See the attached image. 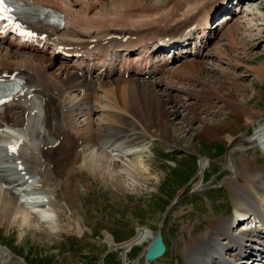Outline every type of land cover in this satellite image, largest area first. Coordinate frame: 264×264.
<instances>
[{"label": "bare ground", "instance_id": "obj_1", "mask_svg": "<svg viewBox=\"0 0 264 264\" xmlns=\"http://www.w3.org/2000/svg\"><path fill=\"white\" fill-rule=\"evenodd\" d=\"M22 1L50 9L59 15L60 22L49 25L36 20V26H40L45 35L35 36L30 41L0 34V72L19 70L25 87L0 106V138L20 134L26 142H33L26 145L30 151L28 156L35 151L40 160L47 161L57 178L52 191L58 187L61 193L67 192L64 185L69 175H75L84 167L90 174L108 175L115 183L129 179L135 182L137 177L146 181L149 173L144 160L145 149L134 146L135 138L155 136L187 147L191 135L205 134L219 138L222 145L231 148L232 132L239 123L249 124L262 114V108L252 104L251 98H244V84L239 82L241 74L237 73L241 61L218 46L206 48L214 31L209 24L213 12L225 8L232 13L238 2L232 10L229 9L231 0H170L160 9L158 3L145 0ZM261 8L254 11L256 16L248 28L250 34L239 35L242 43L253 40L252 31L260 32L264 24ZM240 19L227 26L226 31L227 40L235 45L239 40L235 34L244 26ZM158 37L175 41L147 53V47ZM205 59L219 62L213 66ZM228 64L232 65L233 72ZM251 71L263 84L264 62L253 66ZM149 74L151 76L147 77ZM36 108L41 110L39 124ZM263 131L264 128L257 131L250 140H255ZM92 143L96 144V153L100 156L91 150L84 152ZM18 156L23 158L20 152ZM125 156H129L128 159H124ZM205 162L199 161V173ZM240 163L233 179L225 181L233 192V212L224 219H209L204 231L202 226H195L198 232L195 230L194 236L185 240L179 254L182 261L176 258L177 263L192 264L200 255L209 254L211 260L224 258L226 264H239L241 257L246 256L244 259L248 260L252 256L250 249L242 248L246 244V231L237 234L232 227L235 222H255L250 198L258 199V205L264 208V194L256 183L264 178V167L251 160ZM37 168L44 173L41 167ZM22 169L29 173L28 177L33 172L28 165ZM2 175L0 179L7 184L13 180L21 184L26 180L17 172L8 176L0 169ZM199 186L196 184L195 188ZM29 192L33 199L27 206L31 208L33 201L34 206L41 209L34 211L36 218L29 219V209L18 201H9L6 194H0V218L7 216L6 220L11 221L13 217L11 223L18 228L27 224L37 228L38 219L41 224L45 221L43 217L50 218L49 208L51 211L52 208L44 193ZM74 219L78 230L81 226L85 229L79 216ZM261 226H264V218L253 223L249 230H260ZM152 234L150 228L138 227L131 239L118 246L130 247L149 241ZM106 237L108 245L117 246L110 234ZM214 240L228 256L217 251ZM4 257L0 249V261Z\"/></svg>", "mask_w": 264, "mask_h": 264}, {"label": "rangeland", "instance_id": "obj_2", "mask_svg": "<svg viewBox=\"0 0 264 264\" xmlns=\"http://www.w3.org/2000/svg\"><path fill=\"white\" fill-rule=\"evenodd\" d=\"M145 1L158 3L160 9L166 6L170 0ZM231 1L229 9L232 10L235 8V3L238 2L235 12L228 13L224 10L212 15L210 24L212 23L214 31L212 30L213 34L206 48L218 46L225 53L232 52L233 59L241 61V68L237 69V73L241 74L239 82L244 84V91L242 90L245 94L244 98H251L252 104L257 108H262L263 115H258L257 120L249 124L239 123L236 130L232 132L231 148L222 145L219 138H211L205 134L191 135L187 147L173 145L172 141L155 136L135 138L134 146L145 149L144 160L149 173L146 181L137 177L136 180L134 179L135 182L129 181V179L128 182L120 180L115 183L108 175L103 177L99 172H96V175L90 174L86 167L76 172L75 175H69V179L64 185L67 192L62 194L55 189L56 194L50 204L52 211L48 207L51 217H43L47 230L51 231L54 228L55 219L57 226L64 229L48 232L44 223H39L38 218L37 228L30 227L28 224L23 226L24 228H18L11 223L13 217H11V221L6 220L7 216L0 218V243L10 250L6 253L4 260H1L2 264H15V262L17 264H182V259L180 263H177L175 257L179 258L182 247L195 233V226H202L204 231L209 219H224L233 212L234 209L232 211L227 209L233 203V192L230 191L231 189L225 181L234 176L237 172V165H241L240 162L243 160H251L254 164L264 167V155L258 141L250 140L257 131L264 128V83L260 84L251 71L253 66L264 62V24L261 25L260 32L251 30L255 37L248 44L242 43L240 40L242 34L243 36L250 34V25L253 23L252 19L255 18L253 16H256L254 11L256 12L260 6L264 11V0ZM243 1L245 2L243 3ZM223 14L224 16L228 15L224 17V23L225 21L226 23L223 27H219L216 23H220ZM238 18H241L244 26L241 27L239 33L235 34L236 39L239 38L235 45L227 40L226 31L229 28L227 26H230ZM205 60L213 66L215 64L217 66L219 62L212 59ZM207 63L205 65H208ZM228 65L230 71L233 72L232 65ZM222 67L225 68L226 64H223ZM255 90L258 91L255 93ZM89 150L93 154H97L96 144L92 143V146L89 145L84 152L88 153ZM34 157L30 159L29 163L25 160L26 165H37L39 157L38 155ZM128 157L125 156L124 159H128ZM0 158H3L1 152ZM201 159L206 162L200 174L198 168ZM44 162L40 160L39 164L48 177L44 174L41 180L46 179L50 185L56 184L57 178L54 177V174L51 175L49 164ZM36 169L39 170L35 166L33 171ZM122 180L124 179L122 178ZM31 183L34 182L31 181ZM258 183L264 192V181ZM196 184H201V186L196 189ZM3 185L4 182L0 179V194L6 192L9 201H13V203L18 201V204L23 206L24 204L20 202L16 194L11 190H6ZM54 187L55 185L48 188L44 186V189H38V192L42 191L49 202V196H51L50 193ZM31 208L36 212L41 210L40 207L34 206L33 201ZM256 208L259 209L258 206ZM259 210L264 215V210L261 207ZM183 212L184 217H181ZM52 213L56 215V218L53 217L54 215L52 216ZM77 216L81 218L82 225L85 227V229L80 227L82 231L78 230L79 227L74 219ZM34 217H37L36 214H29V219H34ZM160 224L159 228H161L164 235H162L163 240L165 239L164 242H166V250L162 255L163 260L158 258L149 261V263L144 262L141 253L146 240L125 249V246H118L131 239L136 233V228L145 227L155 231ZM79 225H81L80 222ZM76 229L77 233L81 232V234H76ZM248 232L245 234L246 238L250 234L251 237L262 239L261 232L263 231ZM107 233L112 237L113 240H111L117 244L114 249L106 250ZM180 235H183V240ZM256 240L248 238L245 241L247 245L245 248L253 251L254 247H258Z\"/></svg>", "mask_w": 264, "mask_h": 264}, {"label": "water", "instance_id": "obj_3", "mask_svg": "<svg viewBox=\"0 0 264 264\" xmlns=\"http://www.w3.org/2000/svg\"><path fill=\"white\" fill-rule=\"evenodd\" d=\"M160 241V234L157 232L156 235L152 237L151 241H149L143 256L151 258L152 255L159 254L163 249V244Z\"/></svg>", "mask_w": 264, "mask_h": 264}, {"label": "snow or ice", "instance_id": "obj_4", "mask_svg": "<svg viewBox=\"0 0 264 264\" xmlns=\"http://www.w3.org/2000/svg\"><path fill=\"white\" fill-rule=\"evenodd\" d=\"M9 9L5 6V0H0V20H7L9 19L8 16L4 15V13L8 12ZM19 28V25H16Z\"/></svg>", "mask_w": 264, "mask_h": 264}]
</instances>
